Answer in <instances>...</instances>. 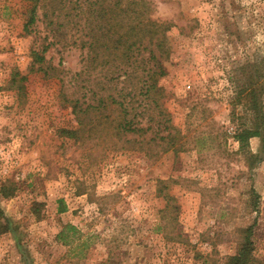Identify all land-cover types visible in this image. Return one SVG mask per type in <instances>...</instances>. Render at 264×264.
Masks as SVG:
<instances>
[{
    "label": "rangeland",
    "instance_id": "1",
    "mask_svg": "<svg viewBox=\"0 0 264 264\" xmlns=\"http://www.w3.org/2000/svg\"><path fill=\"white\" fill-rule=\"evenodd\" d=\"M131 1L0 0V264H223L247 234L264 264V157L234 138L243 103L232 117L264 0ZM131 6L165 36L130 63L114 40ZM150 49L164 73L145 94Z\"/></svg>",
    "mask_w": 264,
    "mask_h": 264
},
{
    "label": "trees",
    "instance_id": "2",
    "mask_svg": "<svg viewBox=\"0 0 264 264\" xmlns=\"http://www.w3.org/2000/svg\"><path fill=\"white\" fill-rule=\"evenodd\" d=\"M132 4H136V0L131 1ZM131 14L128 19V30L126 33L122 35H118L117 38L114 40V51L118 55L119 51V45H124V51H123V57L126 58L127 62L131 63V60H137L134 57V52L141 51L142 46L143 50H148L147 45H145V41H148V45L155 43H158L160 40L164 41V34L159 38L158 31L162 27V24H159L158 22L147 19V23L150 25V28H138L139 25L142 24V20L137 23V19L139 17L140 12L134 7L131 6ZM36 8L34 7L31 11V17L26 25V29H29V26L32 25L35 22L36 19ZM141 29V30H140ZM161 42H159L156 47L161 48L162 46ZM163 49V48H162ZM47 51V47H44L41 51L34 50L32 53V57L34 62L42 63L45 61V53ZM163 51V50H162ZM149 58H145V60H151L153 61L152 67L149 68L147 71V75L141 76L140 81L142 82V86L140 87L141 92H145V94H148L152 89L156 86V81L158 79V74H163V66L161 61L159 60L157 56V52L154 49L149 50ZM141 61H144V59H141ZM255 70H250L245 68L243 66V71L246 75L245 79L242 80L241 83L238 85V92L237 96L235 97L236 103L234 104V110L232 112L233 119L235 116H237V112H235L236 104L243 103L247 110L246 114L243 115L245 120H243L240 124H238L234 138L239 143V150L242 154L245 155L247 160H250L253 162L254 160H261L262 156L264 157V102H263V94H264V59L261 61H258L256 65L254 66ZM256 72V74H255ZM131 74L130 71L127 69L123 73H119L115 77H121L123 76H129ZM18 75L20 73L18 72ZM26 80V76H22L20 78V82H23ZM152 81V85H148V81ZM146 84V86H145ZM158 89V88H157ZM121 107H124V104L122 102H118ZM126 105V109H127ZM151 107L148 103L144 106V111L148 115H150L151 120H153V114L150 113ZM128 112V111H127ZM129 113V112H128ZM128 127L127 130L132 132H146L151 129L149 128H136L133 126L132 120H126ZM126 123V122H125ZM158 127V126H157ZM168 127H165L167 129ZM159 131L160 128L158 127V130H152V134L148 139L146 140L147 145H151L153 143L157 142V138H159ZM164 139L165 144L163 147H166V150L169 148H178L181 144H177L176 142V134L168 133L167 136H162L160 138ZM253 137L260 138L261 146L260 151L257 153H254L250 150V140ZM61 211H64V208L60 209ZM248 231H251V229H248ZM59 238H63V233H60L58 235ZM253 240L250 236V234H247L245 237V241L243 242L241 248L239 251L229 256L226 261L223 264H253L254 258H253Z\"/></svg>",
    "mask_w": 264,
    "mask_h": 264
}]
</instances>
